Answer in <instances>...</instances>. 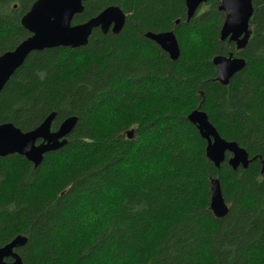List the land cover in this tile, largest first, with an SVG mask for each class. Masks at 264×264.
<instances>
[{
	"label": "trees",
	"instance_id": "trees-1",
	"mask_svg": "<svg viewBox=\"0 0 264 264\" xmlns=\"http://www.w3.org/2000/svg\"><path fill=\"white\" fill-rule=\"evenodd\" d=\"M33 1L0 0V53L29 35L20 18ZM83 5L72 23L117 5L123 28L31 51L0 90V123L22 131L50 112L52 130L77 116L67 144L37 167L0 156V245L26 236L16 249L24 264H264V0H252L241 50L219 40L217 0L189 21L183 0ZM165 30L178 40L176 60L145 36ZM230 52L246 64L222 85L211 60ZM199 104L222 138L256 157L246 168L232 169L228 153L219 168L207 159L187 119ZM213 177L223 217L209 208Z\"/></svg>",
	"mask_w": 264,
	"mask_h": 264
},
{
	"label": "water",
	"instance_id": "water-1",
	"mask_svg": "<svg viewBox=\"0 0 264 264\" xmlns=\"http://www.w3.org/2000/svg\"><path fill=\"white\" fill-rule=\"evenodd\" d=\"M88 0H34L29 9L21 16L20 24L29 33L14 48L0 54V90L11 74L18 68L31 51H41L58 46L75 48L87 44L92 31L99 29L103 34L108 31L117 34L124 26L126 14L117 5H108L96 15L79 23H72L75 15L84 10L83 2ZM186 8V21H189L199 6L207 0H183ZM218 9L224 12V20L219 30V40L234 42L237 50L243 49L252 33L249 20L253 13L252 0H217ZM178 23V21L176 22ZM145 36L153 40L171 60L180 54V46L172 30L160 32L147 31ZM216 70V81L227 85L230 78L246 64L244 57L215 55L211 60ZM199 104L187 114L201 138L206 141L205 155L216 168L230 154L227 164L236 169L243 168L256 157L250 158L247 151L233 140L222 138L208 115ZM55 112H50L37 126L22 131L11 122L0 123V156L18 154L37 167L49 152H54L67 144V136L77 122L71 115L60 122L54 130L51 125ZM128 139L134 129L125 132ZM260 173L264 176V159H260ZM209 208L215 217H223L228 205L222 195L218 177L210 179ZM27 242V237L16 235L9 242L0 245V264H24L16 251ZM6 258H11L6 261Z\"/></svg>",
	"mask_w": 264,
	"mask_h": 264
},
{
	"label": "flooded vegetation",
	"instance_id": "flooded-vegetation-1",
	"mask_svg": "<svg viewBox=\"0 0 264 264\" xmlns=\"http://www.w3.org/2000/svg\"><path fill=\"white\" fill-rule=\"evenodd\" d=\"M7 51V50H6ZM5 52V51H4ZM3 53V52H2ZM231 53V52H230ZM1 54V53H0ZM235 56V55H234Z\"/></svg>",
	"mask_w": 264,
	"mask_h": 264
}]
</instances>
